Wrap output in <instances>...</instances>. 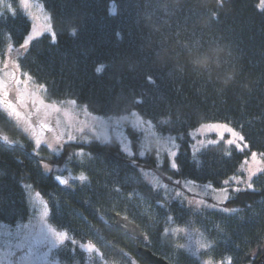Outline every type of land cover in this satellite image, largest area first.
I'll use <instances>...</instances> for the list:
<instances>
[{
	"label": "trees",
	"instance_id": "obj_1",
	"mask_svg": "<svg viewBox=\"0 0 264 264\" xmlns=\"http://www.w3.org/2000/svg\"><path fill=\"white\" fill-rule=\"evenodd\" d=\"M4 1L16 15L0 7V51L8 44L19 47L30 30L18 1ZM38 1L51 18L55 40L43 35L22 49L20 71L44 84L53 101L75 100L101 117L136 112L159 134L174 136L177 168L171 170L164 156L158 169L166 183L219 189L238 175L251 152L264 153V8L258 9V0ZM205 123L228 124L249 147L241 152L219 142L192 154L188 133ZM13 124L0 113V135L19 142L0 141V224L15 228L31 219L24 187L31 184L44 201L49 225L68 236L52 251L59 264H88L80 247L88 242L97 248L99 264H146L138 254L142 245L187 264H228L229 258L231 264H264V173L253 189L231 192L215 209L193 210L180 200H165L160 188L143 180L140 170L147 167L136 166L115 144L64 143L52 154L19 141ZM60 168L87 176V182L60 184ZM134 196L162 203L172 226L200 231L208 247L183 252L167 240L161 224L142 213ZM116 214L139 226L145 241L116 229Z\"/></svg>",
	"mask_w": 264,
	"mask_h": 264
},
{
	"label": "rangeland",
	"instance_id": "obj_2",
	"mask_svg": "<svg viewBox=\"0 0 264 264\" xmlns=\"http://www.w3.org/2000/svg\"><path fill=\"white\" fill-rule=\"evenodd\" d=\"M17 1L18 10H20V12L30 22V30L28 34L31 33L33 27H36L41 32L38 38L43 35H47L53 39L52 26L51 31L45 30L46 25H51V22L50 20L45 19L46 16L49 17V14L44 6L38 0H28L29 7L26 10L27 13L30 14L28 15L25 14V10L21 8V0ZM8 5L9 4L5 3L4 0H0V7L5 6V11H9L11 13ZM108 6L109 8H114L113 3H110ZM257 7L258 9L262 8L261 0H258ZM20 46L16 48L13 47L11 54L7 53V48L0 51V61L10 57L14 58L17 63L18 56L22 51ZM20 78L23 79V75H21ZM14 95L15 89L9 93L10 97ZM62 108L68 113V115H53V118L49 122L53 131L49 132L45 130L41 133V130L37 128V132L40 133L42 137L40 147L44 146L48 148V150L53 154L57 153L64 143H88L90 141H96L102 144H115L119 148V151L131 158V161L136 166L139 168L142 166L147 167L140 170L143 180L155 188H160L165 200H180L185 202V204L193 210H213L218 207L217 205L221 204L219 201L223 200L224 197V193L221 189L224 188L225 185L218 189L212 188L208 184L189 183L186 181L179 183L176 182L177 185H173L164 181L160 174L161 171L158 169L162 158L166 156L169 168L171 170H175L171 167V163L173 160L175 161L174 158L178 151L176 140L172 135L159 134L154 129L151 122L140 119L136 112H132L136 113V116H133L132 113H130L123 116L126 117L125 119H120L122 116L113 118L92 115L85 111L83 107H78L76 104H66L63 105ZM57 120H59L58 126H56ZM10 121L16 126L15 121ZM136 121H140V123H136ZM200 126L201 125L196 126V128L190 130L188 133V137L191 139V143L188 148H190V152L192 154L197 153L201 148L205 147L204 145L207 144L208 140H219V137L213 131H198ZM18 130L21 133L19 141H22L23 139L28 144L32 145L34 149H37L34 141L29 138V134L25 133L21 128H18ZM193 137H195V139H193ZM228 138L230 137L227 133H225V139L219 140V142L227 144L226 140ZM48 143L52 144L51 149L47 146ZM231 146L235 147V145ZM170 153H175V156H171ZM256 154L257 159L260 161L259 165L251 160V154H249L248 157L241 163L237 176H239L242 180H246L248 175L246 171L240 170L242 166L246 168L251 167L253 171H255L258 166L264 167V155H261L264 153ZM245 160H248V165H244ZM150 165L152 168L149 167ZM44 171L49 172V170L45 168ZM262 173L264 172H257L256 175L252 177L253 185L257 175ZM55 175L56 177L60 176L61 179L68 180V186L69 184H72V182H80L79 180L72 179V177L79 176L80 174H74L67 168L56 169ZM31 186V184L24 185L27 190L28 200L31 206L30 208L33 210V216L30 217L31 219L22 225L16 226L15 228L6 227L5 225L0 224V264H59L53 259L52 251L61 245V243L55 241V238L48 231L49 228L53 227L47 222V209L44 201L41 197H39L36 189ZM236 187H239L241 190L248 189L244 183L237 185L233 182L232 186L229 188L228 195L231 192H235L232 191V188ZM178 193L179 195H177ZM134 201L142 213L151 216V218H153L158 224L162 225L163 234L167 237V240L174 243L176 242L179 247L183 248V252L192 251L197 253L208 247L200 231L195 229H192L191 231V229L188 228L172 226L171 222H169L170 220L161 213L160 208L162 207V203L159 202L158 205H154L141 196H134ZM197 201H202L203 203H197ZM165 229L169 230L167 234L165 233ZM176 229H180V231H176ZM88 243L80 246L88 256V264H99L97 262V257H95V255H99V252L88 251L84 248V245ZM183 256L185 257V254ZM165 259L171 264H187L185 263L186 261L180 260L177 256H166ZM131 264L140 263L131 259ZM200 264H206V262Z\"/></svg>",
	"mask_w": 264,
	"mask_h": 264
},
{
	"label": "snow or ice",
	"instance_id": "obj_3",
	"mask_svg": "<svg viewBox=\"0 0 264 264\" xmlns=\"http://www.w3.org/2000/svg\"><path fill=\"white\" fill-rule=\"evenodd\" d=\"M29 7L28 0H21V8L25 10V14L27 13V9ZM261 7L264 8V0H261ZM8 8L11 11L13 17L16 15V9L12 8L11 5H8ZM109 12L112 15L116 14V10L112 7L109 8ZM34 19V17H33ZM46 20H50V17H45ZM45 30L51 31V25L48 24L45 27ZM41 32L33 27L31 33H29L26 38H24L23 44L20 46L22 49L27 51L29 45L38 38ZM73 34H75V30H73ZM53 41L55 40V34L52 33ZM13 51L12 44H8L7 53L11 54ZM103 65L99 66L97 71H102ZM21 75H23V79H21ZM149 83H154V78L152 76L148 77ZM15 89V95L10 97L9 93ZM141 102V101H138ZM71 104L75 105V100H59L53 101L47 96V88L44 84H37L32 76L28 73L20 72V66L15 62L14 58H6L3 61H0V113H3L7 116L9 120L15 121V124L18 128H21L25 133L29 134V138L32 139L35 143L37 149H39L42 143L41 134L37 132V128L41 130V133L45 130L51 132L53 128L50 127V120L53 118L54 114H63L65 116L68 115L66 111L62 108L63 105ZM133 116H136V113H132ZM126 117H120V119H125ZM136 123H140V121H136ZM59 125V120L56 121V126ZM209 130L213 131L219 137V140L225 139V133L228 134L230 138L226 140L228 145H235L236 149L243 152L245 149L249 147V145L245 142V138L236 132L232 127L228 124L224 123H214V124H201L200 129L198 131ZM195 139V137H193ZM219 140L211 139L207 141V145L216 144ZM0 141H2L6 145H14L19 143L18 141L10 138L8 135H0ZM47 146L51 149L52 144L48 143ZM143 154V153H141ZM82 155V153H81ZM171 156H175V153H170ZM264 155V154H261ZM251 160L259 165L260 161L257 159V154L255 152L251 153ZM244 165H248V160L244 161ZM43 167L47 170H51L47 164H44ZM171 167L173 169L177 168L176 162L173 160L171 163ZM241 171H246L248 173L246 180H242L239 176H232L228 179L224 180L225 187L221 189L224 193L223 200L219 201L220 203L225 202L229 199V188L232 186V183L235 184H246L248 189H253L252 177L256 175L257 172H264V167H257L255 171L252 170L251 167L242 166ZM60 184L68 185L69 181L66 179H61L60 176L56 177ZM73 180H79L81 183L87 182V176L81 174L76 177H72ZM179 183V181H177ZM189 183H191L189 181ZM215 190V189H214ZM241 189L239 187L232 188V191L238 192ZM179 195V193L177 194ZM197 203H203L202 201H197ZM224 211H228L224 209ZM127 220V217H124ZM169 220L172 218L169 217ZM48 231L55 238V241L63 244L64 242H68V236L66 233L62 231H56L53 228H49ZM168 229H165V233H168ZM176 231H180V229H176ZM71 244H75V239L70 241ZM55 246V245H53ZM84 248L88 251H97L95 245L88 243L84 245ZM101 258H103V254L100 253ZM206 264H213L212 260L209 259ZM228 264H231V260L229 258Z\"/></svg>",
	"mask_w": 264,
	"mask_h": 264
},
{
	"label": "water",
	"instance_id": "obj_4",
	"mask_svg": "<svg viewBox=\"0 0 264 264\" xmlns=\"http://www.w3.org/2000/svg\"><path fill=\"white\" fill-rule=\"evenodd\" d=\"M124 217L125 216L116 214L114 216L113 226L116 229L125 232L128 236L132 237L133 239L140 242H144L145 237L142 234L139 226H137L134 222L130 221L128 218L127 220H125ZM138 254L146 264H171L164 257L153 254L149 249H147L143 245L138 247Z\"/></svg>",
	"mask_w": 264,
	"mask_h": 264
}]
</instances>
